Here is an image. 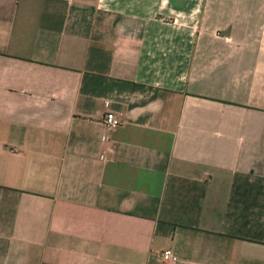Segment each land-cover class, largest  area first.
Returning <instances> with one entry per match:
<instances>
[{"label":"crops","instance_id":"0c3cea01","mask_svg":"<svg viewBox=\"0 0 264 264\" xmlns=\"http://www.w3.org/2000/svg\"><path fill=\"white\" fill-rule=\"evenodd\" d=\"M0 264H264V0H0Z\"/></svg>","mask_w":264,"mask_h":264},{"label":"built area","instance_id":"2783aa9c","mask_svg":"<svg viewBox=\"0 0 264 264\" xmlns=\"http://www.w3.org/2000/svg\"><path fill=\"white\" fill-rule=\"evenodd\" d=\"M104 121L107 127L111 130L120 127L124 123L122 116L115 111H109L106 114ZM162 256L166 261H176L178 259L173 249L163 251Z\"/></svg>","mask_w":264,"mask_h":264}]
</instances>
